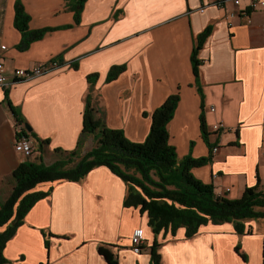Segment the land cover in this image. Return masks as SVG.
I'll return each instance as SVG.
<instances>
[{"label": "crops", "instance_id": "1", "mask_svg": "<svg viewBox=\"0 0 264 264\" xmlns=\"http://www.w3.org/2000/svg\"><path fill=\"white\" fill-rule=\"evenodd\" d=\"M16 1L29 17V31L47 30L21 50ZM211 1L84 0L80 7L76 0H0L5 74L52 61L62 64L39 78L0 87V202L12 191V172L33 162L35 149L29 157L14 151L19 136L30 137L35 146L37 140L46 142L44 163L52 162L56 149H75L90 91L88 76L94 74L92 101L96 96L109 128L141 143L152 112L177 95L167 125L169 144L180 160L208 159L192 168V175L212 185L218 197L239 199L256 186L264 193V8L244 13L245 0L238 8L227 3L222 9L207 6ZM207 28L196 79L191 55ZM112 66L124 70L106 82ZM201 116L208 143L218 148L215 154L202 139ZM218 123L225 130L214 131ZM40 187L49 193L5 243L6 264H150L153 240L159 264H264V220L248 224L250 235L236 234L231 224H207L190 238L183 228L154 238L146 214L123 206L126 184L105 167L79 182ZM135 228L145 232L140 254L130 249Z\"/></svg>", "mask_w": 264, "mask_h": 264}, {"label": "trees", "instance_id": "2", "mask_svg": "<svg viewBox=\"0 0 264 264\" xmlns=\"http://www.w3.org/2000/svg\"><path fill=\"white\" fill-rule=\"evenodd\" d=\"M76 1L82 7L84 0ZM14 10V25L22 34L21 50L29 42L40 39L47 30H28L29 17L19 1H16ZM75 20L78 21L77 11ZM209 33L207 28L198 36L191 55L196 79L197 53ZM55 62L59 67L62 65ZM71 67L76 69L77 65L71 64ZM123 70V66H112L106 82L115 80ZM96 79V74L88 76L90 91L85 100L82 131L75 149L69 152L56 149L52 152V162L44 163L41 158L45 157L46 142L37 140L35 150L40 154L39 161L24 162L12 172V191L5 201L0 202V229L5 227L0 232V264L7 263L3 256L5 243L14 235L32 206L49 193L37 190V187L58 181L79 182L98 167L107 168L126 184L123 206L137 208L141 214H146L147 225L154 238L162 232L174 234L179 228H183L185 237L190 238L207 224H231L236 234L250 235L251 226L248 224L264 220V193L258 191L257 186L246 188L239 199L218 197L212 185L202 183L191 173L192 168L203 166L208 159L177 158L174 147L169 144L167 131L178 103L177 95L170 96L152 112L148 135L143 142L137 143L128 140L122 130L106 125L102 113L92 101ZM200 131L211 150L213 146L207 141L208 132L202 116ZM88 139L92 140L93 146L83 152ZM156 246L153 240L150 264H159Z\"/></svg>", "mask_w": 264, "mask_h": 264}, {"label": "built area", "instance_id": "3", "mask_svg": "<svg viewBox=\"0 0 264 264\" xmlns=\"http://www.w3.org/2000/svg\"><path fill=\"white\" fill-rule=\"evenodd\" d=\"M242 0H212L210 3L207 4L211 6H215L219 9H222L225 4L231 3L233 7L238 8L241 5ZM247 3V8L244 10V13L248 12H255L262 8H264V0H245ZM203 9H200L202 11ZM235 13L232 12L230 16H234ZM1 49H4L2 46ZM59 66L56 62H49L44 64H37L32 66L28 69H15L10 76H7L4 72L2 64H0V87L4 86L6 83H17V82H23L32 80L35 78H39L41 76H44L56 69H58ZM262 122L264 123V118L262 119ZM22 128L21 125H18L17 132ZM213 130L216 132L225 130V126L222 123H218L213 127ZM13 149L16 153L23 155L25 157H29L34 149L35 145L33 140L24 135L19 136L13 146ZM218 148L216 146H213L211 149V154H215L217 152ZM264 159V154H263ZM230 190L226 189L225 193H228ZM146 239L144 235V231L142 228H135L130 236V249L134 254H140L142 253L144 249Z\"/></svg>", "mask_w": 264, "mask_h": 264}, {"label": "rangeland", "instance_id": "4", "mask_svg": "<svg viewBox=\"0 0 264 264\" xmlns=\"http://www.w3.org/2000/svg\"><path fill=\"white\" fill-rule=\"evenodd\" d=\"M93 97H94V99H93V104L95 105V107H96V106L98 107V105H96V103H97V102H96L97 97H96V96H93ZM92 146H93L92 140H91V139H88V140L85 142V144H84L83 152L87 151V150L90 149ZM38 155H39V152H37V151H35V152L32 154L33 162L36 161ZM177 158H178V157H177ZM47 163H48V161H47ZM39 188H41V187H40V186L37 187V190H38ZM260 226H261V223L258 222L257 227H260Z\"/></svg>", "mask_w": 264, "mask_h": 264}, {"label": "water", "instance_id": "5", "mask_svg": "<svg viewBox=\"0 0 264 264\" xmlns=\"http://www.w3.org/2000/svg\"><path fill=\"white\" fill-rule=\"evenodd\" d=\"M26 129H27V131H30V128L28 126H26Z\"/></svg>", "mask_w": 264, "mask_h": 264}]
</instances>
